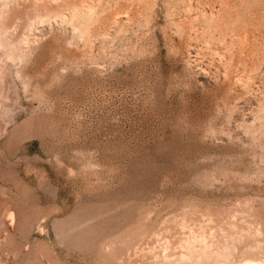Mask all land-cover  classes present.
Here are the masks:
<instances>
[{"label": "rangeland", "instance_id": "rangeland-1", "mask_svg": "<svg viewBox=\"0 0 264 264\" xmlns=\"http://www.w3.org/2000/svg\"><path fill=\"white\" fill-rule=\"evenodd\" d=\"M0 264H264V0H0Z\"/></svg>", "mask_w": 264, "mask_h": 264}]
</instances>
